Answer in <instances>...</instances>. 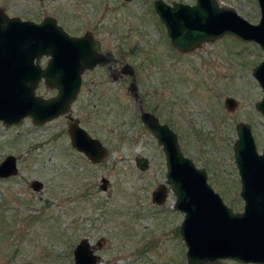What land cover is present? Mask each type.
<instances>
[{"label":"rangeland","instance_id":"1","mask_svg":"<svg viewBox=\"0 0 264 264\" xmlns=\"http://www.w3.org/2000/svg\"><path fill=\"white\" fill-rule=\"evenodd\" d=\"M151 2L0 0L11 15L37 20L50 14L70 34L91 30L136 76L130 88V75L115 84L97 79L100 70L85 72L67 112L41 124L29 116L10 125L0 120V160L10 153L17 166L14 175L0 177V240L6 237L0 263L73 264L72 248L86 236L93 246L101 241L96 264H190L178 233L183 213L173 208L169 185L163 203L150 200L152 188L165 180V162L138 118L139 105L155 107L177 134L182 153L205 169L207 182L227 205L241 208L232 144L235 124L243 121L257 150H264V117L254 106L262 90L251 74L263 52L255 42L227 34L179 52ZM219 2L250 22L258 19L256 0ZM35 92L49 96L55 88L40 81ZM227 96L235 100L231 109L223 103ZM66 113L107 147L100 162L70 144ZM136 153L147 157V168L135 166ZM101 176L108 181L104 190L98 186ZM31 179L42 187L33 190ZM199 264L238 262L216 258Z\"/></svg>","mask_w":264,"mask_h":264},{"label":"water","instance_id":"2","mask_svg":"<svg viewBox=\"0 0 264 264\" xmlns=\"http://www.w3.org/2000/svg\"><path fill=\"white\" fill-rule=\"evenodd\" d=\"M256 1L259 10L256 22L248 21L219 0L193 3L153 0L152 4L171 46L179 52L225 34L259 46L263 54L251 74L262 90L254 106L264 117V0ZM41 56L47 57L43 67L37 64ZM100 58L98 43L91 35H71L51 16L40 22L9 17L0 7V120L10 125L29 116L33 123L41 124L67 112L79 89L82 71ZM122 66L123 72L131 76L133 88L134 71L128 63ZM39 80L55 88V93L49 96L36 93ZM223 103L231 109L235 100L227 96ZM66 117L70 144L91 162L101 161L107 153L105 145L76 118L69 113ZM139 118L161 146L165 162V180L151 191V199L163 202L169 185L174 194L173 208L183 213L178 231L186 246L187 262L199 264L230 258L264 264V150H257L250 125L243 121L235 124L232 150L242 208L232 211L207 182L205 169L182 153L177 134L167 123L159 122L157 116L141 106ZM135 161L139 169L148 166L144 156L138 155ZM16 171V157L6 154L0 160V177L14 175ZM29 185L33 190L42 187L38 179H31ZM71 253L73 264L99 261L86 237L75 243Z\"/></svg>","mask_w":264,"mask_h":264},{"label":"flooded vegetation","instance_id":"3","mask_svg":"<svg viewBox=\"0 0 264 264\" xmlns=\"http://www.w3.org/2000/svg\"><path fill=\"white\" fill-rule=\"evenodd\" d=\"M153 1V0H152ZM165 2H171V1H166V0H164ZM177 1V0H176ZM151 4H152V2H151ZM118 6V5H117ZM2 8V7H1ZM152 8H153V4H152ZM2 10L4 11V9L2 8ZM153 10H154V8H153ZM155 12V11H154ZM4 13L6 14V15H8L9 17H12V16H14V17H18L19 19H22V20H31V21H33V22H40L45 16H51V17H53L54 19H55V17L54 16H52V15H50V14H46V15H44V16H42L41 18H39V19H37V20H33V19H30V18H22V17H20V16H18V15H11V14H8L7 12H5L4 11ZM157 15V14H156ZM158 17V16H157ZM55 22H56V20H55ZM57 23V22H56ZM58 24V23H57ZM165 28V27H164ZM65 30V29H64ZM66 31V30H65ZM166 32V31H165ZM85 33H87V34H89V35H91V37L93 38V40L94 41H96L97 43H98V46H99V52L101 53V58H100V60H99V62H97L96 64H94L92 67H90V68H85L83 71H82V73H81V75H80V77H82V75L83 74H85V72H93V71H97V70H100L101 72H102V74H97V79H99L100 81H109V82H114L115 84H116V82L117 81H120V79H121V77L122 76H124V75H129V74H127V73H125V72H123V63L120 61V60H117V57H115V56H112V54H111V51H110V49H108L109 47V45H110V43L108 42V41H101L100 39H98L97 37H95L94 36V34H93V32L91 31V30H89V29H84V30H82L81 32H78V33H71V35H74V36H79V35H82V34H85ZM70 34V33H69ZM167 39H168V37H167ZM168 41H169V39H168ZM170 43V42H169ZM46 59H47V57L46 56H41L38 60H37V64L40 66V67H43L44 65H45V62H46ZM35 62V61H34ZM132 67V66H131ZM132 69H133V71H134V68L132 67ZM131 78V77H130ZM135 79H136V76H135V71H134V81H135ZM40 81H42V80H39V82ZM38 82V83H39ZM80 83H81V80H80ZM36 89V88H35ZM139 106H141V105H139ZM139 106H138V118H139ZM142 107V106H141ZM142 109H145V108H143L142 107ZM150 109H152L153 111H155V107H151ZM147 110V109H146ZM148 111H150V110H148ZM153 111H150L151 113H153L155 116H157ZM157 118H158V120H159V122H163V121H161L160 119H159V117L157 116ZM139 120H140V118H139ZM141 122V121H140ZM166 123V122H165ZM168 125V124H167ZM177 139H178V137H177ZM106 147V146H105ZM106 149H107V147H106ZM83 154V153H82ZM138 155H141L140 153H136L135 154V156H134V163H135V166L137 167V165H136V161H135V158L138 156ZM141 156H143V155H141ZM145 157V156H144ZM147 158V157H146ZM100 162V161H99ZM93 163H98V162H93ZM147 163H148V159H147ZM148 167V166H147ZM138 168V167H137ZM139 169V168H138ZM102 178H104L105 180L104 181H102L101 179ZM160 183V182H159ZM103 185V186H100V185ZM107 184H108V181H107V178H105V177H103V176H101L100 177V183H99V188L100 189H102V190H104L105 188H106V186H107ZM158 184V183H157ZM156 184V185H157ZM156 185L152 188V190L156 187ZM168 188V187H167ZM151 190V191H152ZM151 191H150V200L152 201V199H151ZM238 191H239V189H238ZM166 193H167V191H166ZM165 198H166V196H165ZM222 198V197H221ZM223 200V199H222ZM152 202H154V201H152ZM224 202V201H223ZM155 204H158V203H156V202H154ZM161 203H163V202H161ZM161 203H159V204H161ZM225 203V202H224ZM226 204V203H225ZM227 205V204H226ZM227 206H229V205H227ZM231 209H232V211H240L241 210V208H242V205H241V208L238 210H235V209H233L231 206H229ZM178 226H179V224H178ZM178 233H179V231H178ZM179 236H180V234H179ZM84 237H86V236H84ZM82 238V237H81ZM87 238V237H86ZM87 240H88V238H87ZM88 242H89V240H88ZM184 243V242H183ZM90 244V243H89ZM101 244V241L100 240H97L96 241V245H100ZM91 245V244H90ZM185 245V244H184ZM92 247H93V252H95L94 250H95V248L96 247H98V246H93V245H91ZM185 248H186V246H185ZM184 255H185V250H184ZM228 259H230V258H228ZM233 260V259H232ZM234 261H236V260H234ZM236 262H238V261H236ZM241 263H243V262H238V264H241Z\"/></svg>","mask_w":264,"mask_h":264},{"label":"trees","instance_id":"4","mask_svg":"<svg viewBox=\"0 0 264 264\" xmlns=\"http://www.w3.org/2000/svg\"><path fill=\"white\" fill-rule=\"evenodd\" d=\"M3 216H1V213H0V218H2ZM5 239H6V237H5ZM5 239L4 238H2L1 240H0V251H2V247H3V243H4V241H5ZM14 251V250H13ZM0 264H6L5 262L4 263H0ZM27 264H29V262L27 261ZM66 264H69V262L68 261H66Z\"/></svg>","mask_w":264,"mask_h":264},{"label":"bare ground","instance_id":"5","mask_svg":"<svg viewBox=\"0 0 264 264\" xmlns=\"http://www.w3.org/2000/svg\"><path fill=\"white\" fill-rule=\"evenodd\" d=\"M220 3V2H219Z\"/></svg>","mask_w":264,"mask_h":264}]
</instances>
